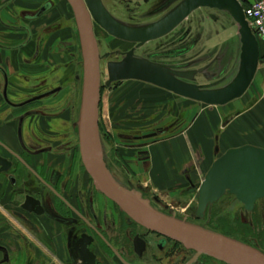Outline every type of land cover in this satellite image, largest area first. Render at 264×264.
I'll return each mask as SVG.
<instances>
[{
    "label": "flooded vegetation",
    "instance_id": "flooded-vegetation-1",
    "mask_svg": "<svg viewBox=\"0 0 264 264\" xmlns=\"http://www.w3.org/2000/svg\"><path fill=\"white\" fill-rule=\"evenodd\" d=\"M175 1L153 0L154 5ZM26 2L7 0L0 7V264H225L147 230L95 188L80 156L83 64L74 16L65 0ZM5 9L9 19L3 21ZM98 27L93 21L96 43ZM131 44L106 66L132 49L135 56L142 45ZM22 51L28 53L27 71L16 70L2 54ZM101 59L99 52V72ZM259 60H264L260 48ZM98 129L104 163L118 184L139 192L158 212L198 227L203 222L213 231L206 215L226 194L207 206L202 218L196 208L179 217L144 178L150 163L145 135L101 130L99 122ZM185 180L187 209L198 185L189 173ZM252 245L258 248L254 240Z\"/></svg>",
    "mask_w": 264,
    "mask_h": 264
},
{
    "label": "water",
    "instance_id": "water-1",
    "mask_svg": "<svg viewBox=\"0 0 264 264\" xmlns=\"http://www.w3.org/2000/svg\"><path fill=\"white\" fill-rule=\"evenodd\" d=\"M74 16L82 53V91L78 136L82 164L95 188L113 202L131 220L164 237L170 238L198 255H206L225 264H264V254L255 246L158 212L139 192L118 184L103 160L99 139L100 73L99 52L93 35L96 22L110 36L137 46L171 33L191 12L199 8L226 11L238 26L240 70L227 87L208 91L190 81L195 71L167 70L128 51L118 62L107 63V84L134 80L144 82L207 106H223L240 98L249 88L259 63V44L244 18L237 0H183L156 23L126 27L116 22L101 0H65ZM156 134L145 135L146 139ZM196 215L202 218L207 206L224 194L232 195L247 212L264 198V149L242 146L228 149L218 157L198 186ZM253 243V241H252Z\"/></svg>",
    "mask_w": 264,
    "mask_h": 264
},
{
    "label": "rangeland",
    "instance_id": "rangeland-1",
    "mask_svg": "<svg viewBox=\"0 0 264 264\" xmlns=\"http://www.w3.org/2000/svg\"><path fill=\"white\" fill-rule=\"evenodd\" d=\"M182 1L154 5L153 0L146 3L141 0H101L114 20L132 27H146L156 23ZM98 28L100 33L96 39L102 56L99 72L101 130L125 128L137 130L144 135L156 134L154 138L147 139V143H150L177 134L198 109L219 107L200 104L140 81L127 80L108 85L106 62L120 59L121 56L116 52L127 51L133 45L109 36ZM237 30L238 26L226 11L199 8L168 35L137 48L135 56L162 67L174 65L178 68L173 69L195 71L190 81L192 84L208 91L220 90L230 85L240 70ZM258 44L264 51L260 39ZM105 53L111 54L105 57ZM213 150L215 152L218 147L214 146ZM188 199L179 206L171 203V209L179 217L196 208L195 198L186 209ZM210 212L206 217L211 216L213 219V224L209 226L213 228L211 232L225 233L227 237L248 245H252L254 240L258 244L257 249L264 254V198L255 203L252 212H247L233 196L226 194ZM196 224L205 229L203 222Z\"/></svg>",
    "mask_w": 264,
    "mask_h": 264
},
{
    "label": "crops",
    "instance_id": "crops-1",
    "mask_svg": "<svg viewBox=\"0 0 264 264\" xmlns=\"http://www.w3.org/2000/svg\"><path fill=\"white\" fill-rule=\"evenodd\" d=\"M5 1L0 0V7ZM7 11L1 12L3 21L9 19ZM2 54L16 70L27 71L23 63L27 52ZM246 145L264 149V60H259L253 80L240 98L218 108H200L177 134L148 143L150 163L144 178L179 206L187 198L191 200L186 192V173L199 186L218 157L228 149ZM214 146L218 147L215 152Z\"/></svg>",
    "mask_w": 264,
    "mask_h": 264
},
{
    "label": "built area",
    "instance_id": "built-area-1",
    "mask_svg": "<svg viewBox=\"0 0 264 264\" xmlns=\"http://www.w3.org/2000/svg\"><path fill=\"white\" fill-rule=\"evenodd\" d=\"M254 36L264 44V0H237Z\"/></svg>",
    "mask_w": 264,
    "mask_h": 264
},
{
    "label": "trees",
    "instance_id": "trees-1",
    "mask_svg": "<svg viewBox=\"0 0 264 264\" xmlns=\"http://www.w3.org/2000/svg\"><path fill=\"white\" fill-rule=\"evenodd\" d=\"M220 226H221V222H220ZM222 227H223V230H224V226H222ZM225 230H226V229H225ZM225 230H224V231H225ZM223 234H224V235H226V236H228V235H227V234H225V233H223Z\"/></svg>",
    "mask_w": 264,
    "mask_h": 264
}]
</instances>
